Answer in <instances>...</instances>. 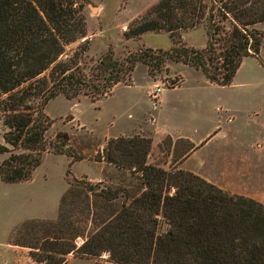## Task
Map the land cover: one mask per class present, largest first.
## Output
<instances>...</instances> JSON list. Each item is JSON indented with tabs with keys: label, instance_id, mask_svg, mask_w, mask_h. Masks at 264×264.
<instances>
[{
	"label": "trees",
	"instance_id": "16d2710c",
	"mask_svg": "<svg viewBox=\"0 0 264 264\" xmlns=\"http://www.w3.org/2000/svg\"><path fill=\"white\" fill-rule=\"evenodd\" d=\"M88 2L0 0V119L6 143H0V153H9L0 162L2 181L29 180L46 152L74 157L64 149L70 139L66 132L58 133L61 139L55 142L46 138L53 121L44 107L53 97L105 98L115 85L130 79L137 62L157 69L168 59L225 86L245 57L260 52L263 37L253 26L264 21V0H157L124 36L167 32L171 46L139 49L124 59L115 58L109 48L86 72V44L68 55L65 49L79 39L88 41ZM200 25L206 27L205 46L186 45L181 32ZM181 141L192 148L189 141ZM151 142L139 136L108 141L106 161L122 171L123 181L97 189L82 185L83 219L73 218V201L64 206L76 191L70 184L56 223L68 227L70 241L26 246L43 252L36 259L61 264L71 252H107L110 264H264L263 204L229 194L191 171L148 161ZM168 142L172 149L169 136ZM81 221L89 222L88 230L79 227ZM78 237L83 238L80 245Z\"/></svg>",
	"mask_w": 264,
	"mask_h": 264
},
{
	"label": "rangeland",
	"instance_id": "374dc122",
	"mask_svg": "<svg viewBox=\"0 0 264 264\" xmlns=\"http://www.w3.org/2000/svg\"><path fill=\"white\" fill-rule=\"evenodd\" d=\"M135 1L124 0L123 5L115 7L111 0H89L85 7L88 41L84 43V39H79L70 43L65 55L78 45L86 44L83 65L88 72L109 48L117 59L151 46L167 49L171 43L167 32H145L148 35L143 40L142 36H124L127 27L141 22L157 0H142V5L134 8ZM101 3L106 6L104 12L96 8ZM226 25L230 27L229 23ZM253 27L263 37L260 52L258 56L243 59L229 85L210 83L200 70L180 61L168 59L157 69L139 61L130 79L115 85L105 98L92 99L82 94L67 98L60 94L50 99L44 111L53 123L46 138L55 142L61 139L58 133L66 132L70 139L64 149L74 157L46 152L29 180L15 183L0 180V264H44L35 256L43 252L26 246L41 248L48 240L70 241L68 227L56 225L62 197L70 184L76 191L64 206H70L73 201L70 207L75 213L73 218L83 219L80 213L84 206L82 185H96L97 189L123 181L122 171L106 161V145L110 139L150 138L152 148L148 161L160 163L166 169L181 163L189 148L183 141L176 142L171 154L166 134L141 131L140 127L130 130L151 115L165 128L179 126L189 132L195 131L194 124H198L199 135L206 131L212 134L220 128L223 136L234 139L236 147L224 144L220 151H206L200 167H196L194 160L191 168L199 169L202 178L229 194L252 198L264 206V21ZM205 29V25H200L181 32V39L188 46L203 48L207 42ZM182 76L181 85L172 89L179 85ZM151 84L152 88L164 87L162 95L170 98L162 109L147 94L152 89ZM124 129H127L126 135L114 136ZM4 131L0 119L1 144H6ZM8 155V152L0 153V162ZM78 225L85 230L90 227L88 221ZM76 242L80 245L83 238L78 237ZM61 264H110L109 253L87 256L71 252Z\"/></svg>",
	"mask_w": 264,
	"mask_h": 264
},
{
	"label": "crops",
	"instance_id": "0c3cea01",
	"mask_svg": "<svg viewBox=\"0 0 264 264\" xmlns=\"http://www.w3.org/2000/svg\"><path fill=\"white\" fill-rule=\"evenodd\" d=\"M123 1L124 0H111V4L114 3L115 7H119V6L123 5ZM141 3H142V0H136L133 3V7L135 8V7L141 6L142 5ZM96 8H99V9L101 8V10H103V12H104V10H106V6L103 3L99 4L98 7H96ZM147 35H148V33H144L142 35L141 40H143ZM170 46H171V43H170ZM170 46H168L166 48H169ZM151 47L155 48L153 46H151ZM158 48H160V47H158ZM182 81H183V76H182V79L180 80L179 85L172 87V89L179 87L181 85ZM150 88H152V84H151ZM151 90H148V93H147L148 96H149ZM163 91H164V89L159 93L157 100H156L157 104L159 103V109H162L170 101L169 97L162 95ZM177 102L178 101H175L174 103H177ZM154 107L155 106H153V108ZM230 119L231 118H229V120ZM194 126H195V131H189V132L183 130L179 126H175L172 128H165L164 125L161 126V124L158 122V118L156 116L154 117L151 115L150 117L149 116L146 117L141 122V124L138 123L137 125L130 127L131 128L130 130L135 131L136 127H137V129H138V127H140V128H142L141 131H147V130L149 131L150 130L156 134L158 132H161L163 134L168 135L172 139L171 154H172L173 148H174L177 141H181V140L189 141L192 145V148L188 150L187 157L181 163H179L176 167L183 169V170H186V171H191V172L194 171V172L198 173V175H203V173L199 169L195 170V169L191 168L193 161L195 160L196 167L197 166L200 167V164H202V161H204L203 155L205 154L206 151H209V150H213V151L219 150L220 151L223 148L224 144H229V145L233 144L232 146H235V140L234 139H228L226 136H223L220 128L215 129V131L212 134H210V131H206L205 133L199 135L198 134V132H199L198 124H194ZM126 130L127 129L121 130V132H119L118 134H115L114 136H118V135L124 136V135H126V133H125ZM157 140L160 141L159 139H157ZM158 141H156V142H158ZM240 148H242V147H240ZM11 246H12V244H11Z\"/></svg>",
	"mask_w": 264,
	"mask_h": 264
},
{
	"label": "built area",
	"instance_id": "2783aa9c",
	"mask_svg": "<svg viewBox=\"0 0 264 264\" xmlns=\"http://www.w3.org/2000/svg\"><path fill=\"white\" fill-rule=\"evenodd\" d=\"M163 89H165V88L162 87V86H159V85H155V86L153 87V89L150 91L151 99L156 101V100H157V97H158V95H159V93H160ZM153 103H154V101H153Z\"/></svg>",
	"mask_w": 264,
	"mask_h": 264
}]
</instances>
